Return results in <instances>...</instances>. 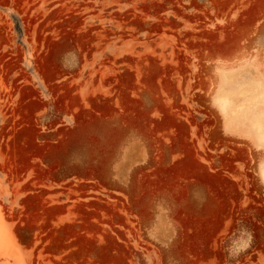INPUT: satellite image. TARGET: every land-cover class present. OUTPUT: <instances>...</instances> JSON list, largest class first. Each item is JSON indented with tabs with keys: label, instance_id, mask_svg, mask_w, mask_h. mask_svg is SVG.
<instances>
[{
	"label": "rangeland",
	"instance_id": "obj_1",
	"mask_svg": "<svg viewBox=\"0 0 264 264\" xmlns=\"http://www.w3.org/2000/svg\"><path fill=\"white\" fill-rule=\"evenodd\" d=\"M227 80L264 91V0H0V264H264Z\"/></svg>",
	"mask_w": 264,
	"mask_h": 264
},
{
	"label": "bare ground",
	"instance_id": "obj_2",
	"mask_svg": "<svg viewBox=\"0 0 264 264\" xmlns=\"http://www.w3.org/2000/svg\"><path fill=\"white\" fill-rule=\"evenodd\" d=\"M232 82L230 80L225 82L224 86L217 93V103H214L219 105L218 109L220 107L222 113L227 117L237 114L236 111H244L246 115L251 113L250 121L252 122L254 133H257L258 140L264 143V106H260V104L264 103L262 83L252 80L244 84L243 87L234 86L233 88L235 89L233 90L230 87ZM259 106L262 109H258ZM262 175L264 179V169Z\"/></svg>",
	"mask_w": 264,
	"mask_h": 264
}]
</instances>
